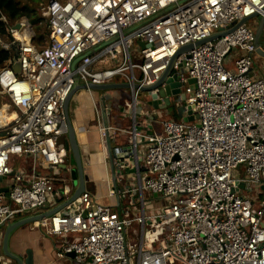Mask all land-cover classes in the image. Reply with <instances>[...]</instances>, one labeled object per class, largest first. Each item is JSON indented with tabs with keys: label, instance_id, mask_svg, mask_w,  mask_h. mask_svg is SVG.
I'll list each match as a JSON object with an SVG mask.
<instances>
[{
	"label": "built area",
	"instance_id": "built-area-1",
	"mask_svg": "<svg viewBox=\"0 0 264 264\" xmlns=\"http://www.w3.org/2000/svg\"><path fill=\"white\" fill-rule=\"evenodd\" d=\"M40 11L49 30L43 46L27 18L0 13L12 37L0 47L15 48L0 67V176L9 177L0 223L36 213L54 192L71 194V178L54 169L69 155L63 103L75 76L91 83L121 76L136 102L181 46L205 40L172 64L194 120L161 121L163 133L147 135L143 157L133 155L139 198L116 211L85 190L38 223L55 257L76 264H264V70L255 73L257 28L247 25L262 17L264 30V0H47ZM215 34L222 35L208 39ZM20 156L26 171L10 163ZM119 188L110 194L131 192ZM144 189L165 205L150 211ZM133 223L137 247L127 237Z\"/></svg>",
	"mask_w": 264,
	"mask_h": 264
},
{
	"label": "crops",
	"instance_id": "crops-1",
	"mask_svg": "<svg viewBox=\"0 0 264 264\" xmlns=\"http://www.w3.org/2000/svg\"><path fill=\"white\" fill-rule=\"evenodd\" d=\"M117 77V76H115ZM112 80L113 82H125L123 80ZM121 77V76H120ZM122 78V77H121ZM141 93H146L142 92ZM140 94V93H139ZM148 95V93H146ZM139 96V95H138ZM107 120L109 133L114 139L120 138L124 143L132 146L135 143L137 155L143 157V153L148 144L146 138L149 134L160 135L163 133L161 124L162 114L169 111L172 112L173 119L177 117V104L172 105V110L168 108L156 109L149 105L146 101L137 99L132 101L129 89H114L105 92ZM160 103L163 100L160 98ZM69 115L74 125L77 142L80 148L84 171L88 176L89 181L93 182V189L90 190L96 201L103 205H108L117 211V196L111 195L110 190L113 188L112 172L110 162L108 159L106 142L102 134V118L99 93L90 89H79L71 97L69 102ZM171 118V119H172ZM138 133L133 138V132ZM61 139L65 141L66 136ZM116 141V140H115ZM115 143V142H114ZM115 145V144H114ZM128 164L123 168L120 167V159L115 160L117 187L121 189L122 185L127 186L134 192L136 188L134 157L125 159ZM68 161V162H67ZM65 168L58 166L54 172L59 176L70 178L69 170L73 167V160L68 155L66 161L63 163ZM50 169H45L43 172H51ZM126 174V175H125ZM130 179V183L126 185V179ZM6 178L0 181V192L5 193L6 185L4 183ZM56 190H59L60 183L54 182ZM71 185V184H70ZM74 185L72 184V189ZM120 193V192H119ZM121 211L128 205L129 201H136L135 195L131 198L122 197L118 195ZM5 198V196H3ZM63 196L56 192L52 193L48 202L51 206H55L63 200ZM123 199V202L121 201ZM129 201H128V200ZM133 211V212H132ZM38 212V211H37ZM138 213L134 206L130 207V215L134 216ZM73 236V234H70ZM11 249L19 254H25L27 248H31L33 252V259L35 264H76L70 258L58 259L54 255L52 247V238L45 234L38 222H34L18 228L10 238Z\"/></svg>",
	"mask_w": 264,
	"mask_h": 264
},
{
	"label": "water",
	"instance_id": "water-1",
	"mask_svg": "<svg viewBox=\"0 0 264 264\" xmlns=\"http://www.w3.org/2000/svg\"><path fill=\"white\" fill-rule=\"evenodd\" d=\"M245 19H243L241 22H244ZM262 25H263V18L260 17L258 27L255 31V40L254 45L256 48L257 53L264 56V50L259 45V39L262 32ZM14 28H19V24H14ZM222 34H215L214 36L209 37L208 39H212L216 36H219ZM34 37H32V40ZM205 40L197 41L195 44L188 43L183 46H181L176 53L171 57L168 65L160 75L159 79L152 85L148 87H142L141 91L148 93V99L147 103L151 105L152 107L156 109H165L172 105L171 96L178 95V101L182 100V95H180V83L177 80V75L172 70V64L175 61V59L181 54L188 50H190L194 45H199ZM138 44L143 47L144 43L142 41H139ZM12 68L15 71L19 70V62L17 59H14V63L12 65ZM181 71L184 70L183 67L180 69ZM189 83L193 82V79L188 80ZM129 89V85L126 82H106V83H91L86 82L83 79H81L78 75L74 77V83L73 86L66 96L64 103H63V109L65 113V120H66V145L67 150L69 152L70 157L73 160V167L69 170V176L72 180V184L74 185L73 190L71 194L68 197L63 196V200L58 203L55 206H51L48 201L44 203L42 208L33 214H28L22 217H19L13 221L9 222H2L0 223V228H2V231L0 233V264H35L33 259V252L31 248H27L25 251V254H19L14 252L11 249L10 246V238L12 234L18 229L25 225L34 223V222H40L43 219L48 218L53 213L63 209L67 204H69L71 201L76 199L83 191L85 190H92L93 189V182L89 181L88 176L86 175L84 171L82 156L80 152V148L77 142L76 133L74 129V125L71 121L70 115H69V102L72 97V95L79 89H90L97 91L99 93V99H100V106H101V118H102V124L104 128V138L106 142V148H107V154L108 159L110 162L111 172H112V180H113V188L114 191L117 193V177H116V165L115 160H125L132 157L134 154L137 155V151L135 149V153L131 150L132 146L129 144L124 143L121 141L120 138L112 139L110 133H109V125H108V116H107V108H106V98H105V92L111 91L114 89ZM153 91V92H152ZM160 98L163 100V103H160ZM184 98V97H183ZM177 117L179 119H182L183 121H192L194 120V115L191 114V111L185 112L184 105H178L177 106ZM116 140V141H115ZM115 142V143H114ZM115 144V145H114ZM63 168L66 167L65 164H60ZM235 173V171H234ZM2 180V176H0V181ZM5 191L7 188L4 189ZM117 196V210H121L119 197ZM71 257H73V253L69 254Z\"/></svg>",
	"mask_w": 264,
	"mask_h": 264
},
{
	"label": "rangeland",
	"instance_id": "rangeland-1",
	"mask_svg": "<svg viewBox=\"0 0 264 264\" xmlns=\"http://www.w3.org/2000/svg\"><path fill=\"white\" fill-rule=\"evenodd\" d=\"M20 1L23 4L25 3V4H29L32 7H35L37 9V12L40 13L41 16L44 18V16L42 15V12L40 10H41V6L45 5L47 0H20ZM43 22H44L43 26L47 28L46 22L45 21H43ZM258 24H259V21L257 19H252V20H248L247 21V25L252 27V28H254V29L258 27ZM34 32H35V30H34ZM259 45L264 49V30L262 31V33L260 35ZM254 58H255V61H256L255 66L257 67L255 69V73L260 74L259 68L264 70V56L255 54ZM230 67L231 68L233 67L232 61L230 62ZM185 75H187V74H185ZM115 79L116 80H123V78H121L120 76L115 77ZM142 97L144 98L143 99L144 101H146L148 99V95H146V93H141L140 92V94L138 96V99L142 100ZM178 97H179L178 95L171 96V99H172L171 101L172 102H176L177 105H182L184 103L183 99L185 98V94L182 95V100H180V102L178 101ZM172 105H173V103H172ZM172 105L169 107V110H172ZM169 113H171V114H168V112H165L164 114H162L161 118H163V119H161V120L163 121V120L171 119L172 118V112L169 111ZM179 120H181V119H179ZM10 163H11V165L13 167H15V168H20L21 167L24 171L29 169V163L27 162V158L23 157V156H20L17 159H11ZM128 165H130V163ZM139 165L141 167L145 166V163H144L143 159L139 160ZM238 168L241 170V166L240 165L238 166ZM143 176H144V174H143ZM125 179H126V177H125ZM130 182H131L130 179L129 180L126 179V185H128ZM4 183L5 184H9V177H7L5 179ZM245 192L246 193H250L252 195V191H249V192L245 191ZM131 195H135L136 198H139L140 193H139L138 189L136 188V190H134L133 193L129 192L127 194V197L129 196L128 198L130 199ZM142 195H143V199L145 200V205H146L147 208L150 209V211L151 210L152 211H157L163 205H165V203H166L165 199L161 198V196H159V195H154V193L151 192L148 189H144ZM121 201L123 202V199ZM13 220H15V219H13ZM13 220H11V221H13ZM152 227L153 226H151V225H147L146 226V228L148 229V233L145 235L146 245L144 246V248H146V249H151L152 247H154V246H152L150 244L151 243V239L154 238L150 234V229H152ZM1 231H2V228H0V233H1ZM127 232H128L127 233V237H128L129 244H132L133 247H137L138 246V240H139V233H140V228H139L138 224L133 223L132 225H130L128 227V229H127ZM131 250L133 252V248Z\"/></svg>",
	"mask_w": 264,
	"mask_h": 264
},
{
	"label": "trees",
	"instance_id": "trees-1",
	"mask_svg": "<svg viewBox=\"0 0 264 264\" xmlns=\"http://www.w3.org/2000/svg\"><path fill=\"white\" fill-rule=\"evenodd\" d=\"M0 13L5 14L11 21H15L21 17L27 18L35 30L34 44L43 46L48 43V27L43 26L44 19L35 7L23 4L20 0H0ZM0 39L5 43H10L12 40L6 24L2 20H0ZM14 53V45H11L9 49L0 47V67L4 66L6 59L13 56Z\"/></svg>",
	"mask_w": 264,
	"mask_h": 264
}]
</instances>
